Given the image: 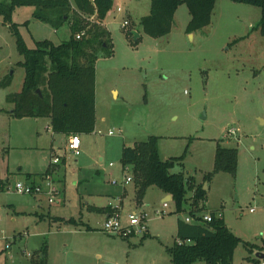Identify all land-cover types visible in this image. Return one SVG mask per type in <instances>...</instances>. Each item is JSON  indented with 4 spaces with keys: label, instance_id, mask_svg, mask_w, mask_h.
Instances as JSON below:
<instances>
[{
    "label": "rangeland",
    "instance_id": "rangeland-1",
    "mask_svg": "<svg viewBox=\"0 0 264 264\" xmlns=\"http://www.w3.org/2000/svg\"><path fill=\"white\" fill-rule=\"evenodd\" d=\"M150 8V0L113 1L104 21L113 54L101 53L96 63V125L79 134L78 156L67 149L65 133L52 131L48 117L11 113L7 96L22 89L24 57L0 15V83L12 79L7 87L0 84V183L6 184L0 190V264H34L43 255L47 264H173L167 247L175 242L178 219L189 212L176 213L173 201L164 208L165 193L154 185L138 205L133 180L125 183L132 169L121 162L124 145L151 135L160 136L163 160L186 152L185 172L202 184L218 144L238 149L236 174L219 172L207 182L205 211L220 210L241 238L231 264H264L258 256L264 253V35L256 28L261 8L217 0L211 24L189 33L190 13L182 4L171 31L159 38L140 24ZM34 10L22 6L13 14L29 48L38 40L69 39L68 25L55 30L34 18ZM56 155L61 163L52 166L53 178L61 194L55 203L13 189L27 173H43ZM110 200L123 227L130 214L144 212L146 229L135 227L136 234L126 237L103 231L108 215L93 208H107Z\"/></svg>",
    "mask_w": 264,
    "mask_h": 264
},
{
    "label": "trees",
    "instance_id": "trees-1",
    "mask_svg": "<svg viewBox=\"0 0 264 264\" xmlns=\"http://www.w3.org/2000/svg\"><path fill=\"white\" fill-rule=\"evenodd\" d=\"M114 0H0V15L13 32L17 48L24 57L21 65L25 77L20 92L7 96L12 103L11 113L18 118L48 117L54 133L79 135L91 133L96 125V63L101 53L113 54L110 32L104 21ZM150 13L140 19L145 33L154 38L167 35L173 26L178 7L186 4L190 13L187 31L192 33L211 24L217 0H150ZM261 8V19L256 27L264 35V0H231ZM32 6L33 17L50 24L55 30L68 25L69 39L61 43L38 40L34 48L24 41L19 24L13 21L17 7ZM95 19L92 20L91 17ZM78 35H80L78 37ZM138 40V39H137ZM11 77L1 81L3 87ZM160 136L151 135L145 141L124 145L121 162L124 170L132 169L135 199L141 205L150 186H157L172 195L176 213L188 211L190 215L206 213L208 190L198 184L193 175L186 174L185 153L163 160L159 154ZM188 149V147H187ZM187 151V150H186ZM180 165L182 171L171 170ZM238 168V149L217 145L214 168L203 181L210 182L219 172L235 175ZM52 173L48 169L44 176ZM39 174H27V180ZM6 184L0 183V190ZM112 213L110 207L93 208ZM216 211H211L215 217ZM70 222L75 220L69 219ZM189 241V242H188ZM225 223L224 217L212 222L187 223L178 219L174 244L167 247L173 264H231L240 243ZM264 249V248H263ZM257 261V259H254ZM34 264H47L45 256H38Z\"/></svg>",
    "mask_w": 264,
    "mask_h": 264
},
{
    "label": "built area",
    "instance_id": "built-area-1",
    "mask_svg": "<svg viewBox=\"0 0 264 264\" xmlns=\"http://www.w3.org/2000/svg\"><path fill=\"white\" fill-rule=\"evenodd\" d=\"M119 12L122 11L121 8L118 9ZM129 24L128 20H125L123 22V26L126 27ZM80 35H78L79 37ZM109 134H113L112 131L109 132ZM80 148H81V140L79 135H72L70 136L69 143L67 145V149L72 151L74 155L78 156L80 155ZM61 162L60 156H55L52 160L53 165H58ZM114 183H117V181H113ZM132 182V177H126L125 183L128 184ZM13 189L20 193V194H29L33 196H39L42 195L45 198L48 199L49 203H55L58 195H60V189L58 187V184L53 178V174L50 173L43 178H41L39 181H31L26 180L25 181H18L15 183ZM164 208H167L169 206L168 201H164L163 204ZM159 213L164 214L165 211H161ZM223 213L220 211H217L215 214V217L211 214V212L203 213L201 216H193V215H187L184 219L187 223H202V222H212L214 218L222 217ZM146 221H147V215L144 212H141L137 214V212H133L129 215V224L126 227L122 226L120 215L111 213L107 216L105 219V222L103 223L102 230L105 232H108L110 234H118L121 237H126L132 234V231L136 234L135 227L141 226L142 229H146ZM189 242V241H188Z\"/></svg>",
    "mask_w": 264,
    "mask_h": 264
},
{
    "label": "crops",
    "instance_id": "crops-1",
    "mask_svg": "<svg viewBox=\"0 0 264 264\" xmlns=\"http://www.w3.org/2000/svg\"><path fill=\"white\" fill-rule=\"evenodd\" d=\"M68 136V135H67ZM70 136L71 135H69L68 136V138L70 139ZM68 143H69V140H68ZM68 143H67V145H68ZM56 156H58V155H56ZM61 163V162H60ZM59 165V164H58ZM52 166H55V165H53L52 163H50L49 165H48V167H47V169L43 172V173H45L48 169H51L52 170V174L54 175V173L56 172V168L54 169ZM184 166H185V164H184ZM43 173H41V174H43ZM27 174H33V173H27ZM27 174H26V176H25V179L27 180ZM195 177V176H194ZM42 177L40 176V174L38 175V176H36V177H32L30 180L31 181H39L40 179H41ZM195 179H196V177H195ZM197 181V180H196ZM58 182V181H57ZM197 183H202V182H198L197 181ZM205 184H207V182L205 183ZM205 184H204V187H205ZM208 188H209V186L207 187V189L206 190H208ZM127 192V190H125L124 188H123V191L121 192L123 195H122V197L123 196H126V193ZM165 193V192H164ZM170 195L171 194H167V193H165V197H163L162 198V201L164 202V201H168V202H170V201H173V199H172V195H171V198H170ZM110 196H114V195H110ZM42 198H44V197H40V199H42ZM114 200V199H113ZM105 206H109L110 207V209L112 210V212L113 211H115L116 209L119 211L120 209H119V207L118 206H116L114 203H112V201L110 200V202L108 203V204H106ZM105 206H103V207H105ZM39 207H41V206H39ZM95 207H99V206H97V205H95ZM107 210V209H106ZM216 211V210H215ZM217 211H220V210H217ZM98 212H100V211H98ZM120 212V211H119ZM102 214H105V216L106 215H110L111 213L109 212V210H107V211H103V212H101Z\"/></svg>",
    "mask_w": 264,
    "mask_h": 264
},
{
    "label": "water",
    "instance_id": "water-1",
    "mask_svg": "<svg viewBox=\"0 0 264 264\" xmlns=\"http://www.w3.org/2000/svg\"><path fill=\"white\" fill-rule=\"evenodd\" d=\"M133 33V36H134V38H135V41H137V39H138V37H139V34H138V32H132ZM205 189H207V186H206V184H205ZM170 198H171V195H170ZM258 256L261 258V259H264V253H258Z\"/></svg>",
    "mask_w": 264,
    "mask_h": 264
}]
</instances>
